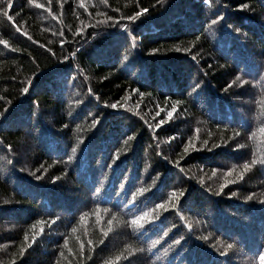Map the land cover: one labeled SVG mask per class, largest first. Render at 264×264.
<instances>
[{
  "label": "trees",
  "instance_id": "trees-1",
  "mask_svg": "<svg viewBox=\"0 0 264 264\" xmlns=\"http://www.w3.org/2000/svg\"><path fill=\"white\" fill-rule=\"evenodd\" d=\"M261 257L264 0H0V264Z\"/></svg>",
  "mask_w": 264,
  "mask_h": 264
},
{
  "label": "snow or ice",
  "instance_id": "snow-or-ice-1",
  "mask_svg": "<svg viewBox=\"0 0 264 264\" xmlns=\"http://www.w3.org/2000/svg\"><path fill=\"white\" fill-rule=\"evenodd\" d=\"M9 7H11L10 4H9ZM5 15H7V13H5ZM9 19H11V17H9ZM113 107H115V105H113ZM169 115H171V113H169ZM255 163H256V161H252V164H255ZM249 168H250V165H248V164L244 165V170L245 171L249 170ZM25 239H27V236H25ZM228 247H231V245H228ZM261 261L264 262V257H261Z\"/></svg>",
  "mask_w": 264,
  "mask_h": 264
}]
</instances>
